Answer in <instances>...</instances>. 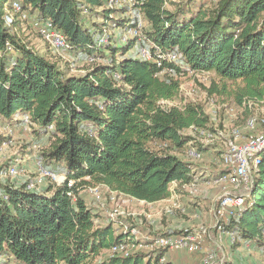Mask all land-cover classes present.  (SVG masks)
<instances>
[{
    "label": "trees",
    "instance_id": "16d2710c",
    "mask_svg": "<svg viewBox=\"0 0 264 264\" xmlns=\"http://www.w3.org/2000/svg\"><path fill=\"white\" fill-rule=\"evenodd\" d=\"M195 2L0 0V116L47 139L40 155L43 167L75 182L38 192L0 181V191L9 198L0 200L2 264H171L160 261L166 250L156 257L113 253L104 258L107 252L138 246L132 234L137 226L123 227L126 232L118 235L115 223H99L100 215L80 191L103 186L152 204L169 199L173 183L181 188L195 182L192 164L178 156L196 140L185 131L214 130L204 106L175 104L181 77L213 73L208 95L229 97L242 108L264 99V0ZM134 10L147 28L127 47L103 42L106 27H137L131 19H120ZM27 12L48 22L73 54L90 61V71L68 75L29 48L17 33V18ZM10 15L14 24L8 27ZM136 45L162 65L127 56ZM15 116H27L29 122L14 121ZM197 150L213 151L211 145ZM252 195L254 204L227 227L238 245L263 240L264 156Z\"/></svg>",
    "mask_w": 264,
    "mask_h": 264
},
{
    "label": "rangeland",
    "instance_id": "374dc122",
    "mask_svg": "<svg viewBox=\"0 0 264 264\" xmlns=\"http://www.w3.org/2000/svg\"><path fill=\"white\" fill-rule=\"evenodd\" d=\"M175 1L177 3L192 2V0ZM195 1L198 6L202 3L211 5V0ZM124 6L126 5L124 4ZM15 7L19 12V7ZM121 7L123 6H118V8ZM13 17V15L7 17L11 19H6L8 27L14 24ZM17 19L19 21L18 36L29 48L49 59H57L58 61L55 63L68 75H85L90 71L92 68L90 61L76 56L71 51L66 52L65 50H70L68 45L57 47L50 39V35H44L49 30L45 31L46 29L35 26L34 23L39 21L36 16L27 12L21 14ZM120 19H131L137 22V27H114L113 29L106 27V36H104L103 42L107 43L111 40V44L118 48L127 47L125 43L130 44L133 41L131 39L140 35L141 29L147 28L143 16L135 10L125 13ZM41 23H46V26H49L48 22ZM43 35L46 37L44 38ZM147 54H149L148 49L136 45L127 53V56L139 58L140 56L147 57ZM97 63L101 64L104 61L98 60ZM214 79L216 76L213 73H189L180 78L181 95L175 104L181 105L182 102L187 101L204 106L214 131L212 133L185 131L186 135L196 139L189 146L199 148L201 145H211L213 151L202 153L200 158H191L186 153H178L180 158L192 164L196 179L190 186L181 187L177 191L178 197L174 198V201L160 207L113 193L103 186H100L97 192H94V188L80 191V196L88 206L100 215L99 223L103 225L115 223L118 235L126 232V228L123 230V227L137 226L132 234L140 241L138 246L131 245L126 250L121 248L114 252H107L104 254V258L110 257L113 253L123 256L143 254L156 257L159 255L158 251L166 250L164 261L161 263L207 264L208 255L213 254L215 256L213 263L215 264L224 261L235 264H264V236L261 243L241 241L238 245L237 238L236 242L232 243L228 235H219L212 213L216 201L225 194L223 183L217 182V179L221 174H225L223 171L227 169L225 154L229 141L238 135L237 142L243 143L264 132V105L250 102L248 106L242 108L229 97H210L206 89L211 86ZM252 120L257 121L253 127L250 126ZM9 127L12 130L11 134L6 132L5 123H0V136L4 138L1 139L0 145L6 142V145H2L3 155H0V167L17 160L20 164V173L12 180H2L0 176V181L17 187L35 183V190L38 192L46 191L50 184L55 186V181L41 176L38 166L41 162L40 155L48 145L47 139L39 140L31 132V128L24 124H12ZM247 194L245 189L229 193L236 197ZM204 230H206L205 234H201ZM169 233H172L170 236L172 249L169 246L164 247L156 243V239ZM196 235H202L199 241L203 242H191L188 239ZM191 244H194L196 248L192 249ZM4 261L3 258H0V264Z\"/></svg>",
    "mask_w": 264,
    "mask_h": 264
},
{
    "label": "built area",
    "instance_id": "2783aa9c",
    "mask_svg": "<svg viewBox=\"0 0 264 264\" xmlns=\"http://www.w3.org/2000/svg\"><path fill=\"white\" fill-rule=\"evenodd\" d=\"M37 26H40L41 29L48 30V27L46 26V23H41L38 21L37 23H34ZM144 48V47H143ZM66 52H69L70 50H65ZM145 60L153 61L158 66L162 65V61L160 59H154L153 57L147 55V57H142ZM176 57H169L168 60L170 61H176ZM116 78L119 80L121 77L119 75L116 76ZM250 103V102H249ZM164 105H172V102H163ZM255 104H263L264 105V99L260 101H256ZM17 120H23L25 123L29 122V117H14V121ZM257 121L252 120L250 122V126L253 127ZM0 123L6 125V132L8 134L12 133V130H10L9 125H12V122L10 120H6L3 117L0 116ZM264 123V120H263ZM51 129V128H50ZM201 130H198L197 132H200ZM6 137V136H5ZM238 135H235V138L233 140L229 141L228 150L225 154L226 163H227V169L223 171L225 174H221L219 179H217V182L223 183V190L225 194H223L217 201L216 204L212 208V213L214 215L215 220V227L219 233V235H228L231 239L232 243L236 242V234L231 233L227 230V227L232 223V221L238 219L246 210L247 206H252L254 204L253 201V195H252V189L254 186V183L259 177L260 174V165L262 163V159L264 156V132L255 138H250L246 142L238 143ZM6 143V142H5ZM2 145H6V144ZM0 145V155H3V147ZM185 153L187 156L191 158H200L202 156V153L198 152L197 148L194 146H188V148L185 150ZM40 169V174L43 178H48L50 180H53L56 182L57 186H64L66 183H68L69 187L74 185V181H67V177L65 175H57L54 172H51L47 169H45L42 165V162H39L38 164ZM20 173V164L18 161L10 162V164L6 167H3L0 170V176L2 177V180H12L15 179ZM63 176V179L60 180V177ZM98 187H94V192L98 191ZM186 187V186H182ZM180 189V185L178 183H173L171 185V192L173 194H177V190ZM245 189L247 190L248 194L246 196H231L229 193L231 191H239ZM27 190H35V183H28L27 184ZM114 193V192H113ZM71 196V194H69ZM171 195V196H172ZM0 200H3L5 202L9 201L8 196L3 192L0 191ZM206 230L203 231L201 234H205ZM202 238V235H196L192 236L188 239H190L191 242H198ZM171 239L170 237H160L156 239L157 244H161L162 246L166 247L169 246L170 249H172V244L170 243ZM203 242V241H199ZM198 242V243H199ZM192 249L196 248L194 244H191ZM166 249V248H164ZM215 256L213 254L208 255L207 264H215L213 263V259ZM160 261H164V258H161ZM226 262H220L219 264H225Z\"/></svg>",
    "mask_w": 264,
    "mask_h": 264
},
{
    "label": "bare ground",
    "instance_id": "6f19581e",
    "mask_svg": "<svg viewBox=\"0 0 264 264\" xmlns=\"http://www.w3.org/2000/svg\"><path fill=\"white\" fill-rule=\"evenodd\" d=\"M48 30H49V32L48 33L45 32L44 35L45 34L50 35V39L53 41V43H55L57 45V47L58 46L60 47V46H65L66 45L65 38L60 33L56 32L55 30L50 29V28H48ZM48 30H45V31H48ZM44 35H43V37H44ZM60 180H61V177H60Z\"/></svg>",
    "mask_w": 264,
    "mask_h": 264
},
{
    "label": "crops",
    "instance_id": "0c3cea01",
    "mask_svg": "<svg viewBox=\"0 0 264 264\" xmlns=\"http://www.w3.org/2000/svg\"><path fill=\"white\" fill-rule=\"evenodd\" d=\"M51 61H53V62H55V61H58L57 59L56 60H53L52 58L50 59ZM178 196H177V194H173L169 199H167V200H164V201H161V202H157V203H152V204H150V203H146V202H143V201H139V202H141V203H146V204H150V205H152V206H163L165 203H168V202H170V201H174L175 199L174 198H177ZM138 201V200H137Z\"/></svg>",
    "mask_w": 264,
    "mask_h": 264
}]
</instances>
